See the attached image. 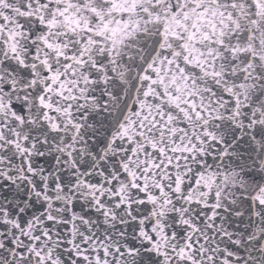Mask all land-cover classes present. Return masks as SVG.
I'll return each mask as SVG.
<instances>
[{"label":"snow or ice","instance_id":"obj_1","mask_svg":"<svg viewBox=\"0 0 264 264\" xmlns=\"http://www.w3.org/2000/svg\"><path fill=\"white\" fill-rule=\"evenodd\" d=\"M115 2L0 0V264H264V0Z\"/></svg>","mask_w":264,"mask_h":264},{"label":"water","instance_id":"obj_2","mask_svg":"<svg viewBox=\"0 0 264 264\" xmlns=\"http://www.w3.org/2000/svg\"><path fill=\"white\" fill-rule=\"evenodd\" d=\"M149 2L150 0H116L111 11L116 13H132V18H130L127 22L117 21L115 25H111V23L105 24L104 27L100 29L99 34L104 35L106 32H111L110 39L113 40L118 46L128 43L130 40L137 39L136 33L142 31L143 29L141 28L140 23L135 19L136 6L139 4H144L145 7H147ZM200 21L205 25H212L215 27L210 19L206 20L203 16L200 18ZM130 26L131 30H129ZM169 27L172 30V34H175V29L171 21L169 22ZM130 47L134 49L135 45H131ZM190 52H196L197 58L199 59L198 50L192 49L190 46ZM182 89L183 86H181V90Z\"/></svg>","mask_w":264,"mask_h":264}]
</instances>
